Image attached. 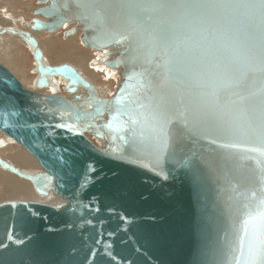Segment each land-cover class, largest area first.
<instances>
[{
  "label": "water",
  "instance_id": "water-1",
  "mask_svg": "<svg viewBox=\"0 0 264 264\" xmlns=\"http://www.w3.org/2000/svg\"><path fill=\"white\" fill-rule=\"evenodd\" d=\"M37 3L32 20L24 21L23 29L9 31L31 46L38 72L36 87L55 85L52 77L61 76L70 94L29 87L0 61V73L14 77L17 83L16 90L0 87L4 93L0 97V131L31 153L42 170L30 173L1 157L0 167L30 180L38 193L49 195L52 191L60 200L0 201V264H195L205 246L208 260L216 264L226 242L234 239L233 225H242L264 211V145L240 137L212 143L213 137L199 145L185 140L183 151H177L172 162L165 160L167 180L149 167L97 154L96 150L118 152L120 137L126 136L127 130L115 129L135 114L131 101L139 81L128 78L133 72L126 63L128 53L115 43L97 44L96 33L78 18L79 10L70 0L67 6L66 0ZM101 11L115 28L113 13ZM67 22L77 24L65 32L67 36L81 28L87 46L112 48L105 65L120 69L113 95L102 96L74 65L51 64L45 59L33 32H54ZM233 79L237 82L230 90L239 96L247 97L258 87L251 77ZM121 96L127 110L117 115L114 101ZM66 112L73 115H63ZM76 113L82 115V135L73 136L55 127L62 122L76 123ZM85 144L91 150L85 151ZM192 151L198 153L193 159L206 172L199 186L180 167ZM69 159L72 163H65ZM89 161L95 162L98 172L94 182L82 187Z\"/></svg>",
  "mask_w": 264,
  "mask_h": 264
},
{
  "label": "snow or ice",
  "instance_id": "snow-or-ice-1",
  "mask_svg": "<svg viewBox=\"0 0 264 264\" xmlns=\"http://www.w3.org/2000/svg\"><path fill=\"white\" fill-rule=\"evenodd\" d=\"M70 2L79 10L78 18L96 33L97 44L123 46L128 53L126 63L133 70L128 78L139 81L131 101L135 114L129 115L127 124L115 129L127 130V135L120 137L122 147L117 153L96 150L97 154L149 167L167 180L165 160L172 162L177 151H183L181 145L185 140L199 145L213 137L212 143L240 137L264 145V0ZM102 9L113 13L111 23L115 28L109 26V18ZM236 76L241 80L251 77L258 87L247 97L239 96L230 90L237 82L233 79ZM2 86L17 89L15 78L4 73H0ZM3 96L0 91V97ZM7 99L14 103L13 98ZM114 104L117 115L127 110L123 96ZM74 119L76 123L62 122L55 127L80 136L82 115L76 113ZM107 127L113 126L109 123ZM84 149L91 147L85 144ZM197 156L192 151L180 167L199 186L206 172L193 159ZM148 159L154 163L146 164ZM97 172L95 162L89 161L82 187L94 182ZM233 233L234 239L226 242L216 264H264V211L244 220L242 225L234 224ZM195 264H211L206 246Z\"/></svg>",
  "mask_w": 264,
  "mask_h": 264
},
{
  "label": "bare ground",
  "instance_id": "bare-ground-1",
  "mask_svg": "<svg viewBox=\"0 0 264 264\" xmlns=\"http://www.w3.org/2000/svg\"><path fill=\"white\" fill-rule=\"evenodd\" d=\"M0 3H1V5H0L1 9H4V10L0 9V54L3 56L2 58L4 60H6L7 63H5V64L10 65L11 62H15V60H16L15 56H17V54L21 53V52L19 53L17 51L18 47L16 48L15 44L25 43L31 54H32V51H31V46L26 42V40L24 38H22L21 36H19L17 34H12V32H10L9 29H15V30L23 29L24 28L23 22L32 20V18L34 17V13L32 11L31 16H26V14L22 10V8L15 6L14 2L11 0H0ZM37 5H38V3H37ZM23 6L24 7L25 6H31V4L29 2H26V3L24 2ZM18 8H19V10H18ZM12 15L22 16V17L18 18L19 19L18 22L20 24L19 26H21V27H19L17 25V23H16L17 19L15 17H13ZM76 25L77 24L74 22H67L61 29H58L54 32L35 31L33 33L37 37V39L39 40V43H40V46H42L41 47L42 49H43V47L49 48L50 45H48V44H54V41L51 38L52 36H58L59 32H62L64 30H66V32H67V30L71 29L72 27H74ZM4 28H6L9 32L3 33L2 30ZM39 32H44L47 34V38L49 37L45 44L40 39V36L37 35ZM81 34H82V29L77 28L76 33L73 34L72 36L68 37L66 35L67 38L65 39V41L69 47L68 49L71 48L73 50H81L82 51L81 53H77L78 58H79L78 64L76 65L72 61V63H73L72 65H74L79 70V72L81 74H83L89 81L93 82L97 86V88L99 89L102 96H105L102 94L103 89L100 87V85H98L96 82H94L95 79L90 78L88 76V73L85 74L82 70L83 69L86 70V66L88 64H90V61L93 59V54L88 52L90 49L91 50L93 49V51L96 50L98 52V56H97L98 58L96 60H93V63H94V65H98L99 67H90L89 68V70H90L89 74H92L94 77H97L98 75L106 76L105 74H108L110 76V78L113 77V75L115 74V71H114L115 68H111V67H108L105 65V61L107 60V57L110 56V55H108V53L110 52V50L112 48L109 47V48H105L102 50H98V49H95L93 47L87 46L82 41ZM16 41H17V43H14ZM62 51L60 50V52L56 56L57 59L68 61L70 57L68 58V56H65L66 52L65 51L62 52ZM47 53L44 52V56H45V59L49 63L59 64V63H54L55 60L54 61L51 60L48 57ZM32 56H33V54H32ZM17 58H20V57H17ZM21 58H23V57H21ZM33 59H34V57H33ZM63 62H61V63H63ZM68 63H70V62H68ZM9 65H8V67H9ZM31 67H32L31 70H32V72H34V74L32 76H28V79L30 81L28 83L30 84V86L32 88H37L36 87V79L38 76V72L36 70L35 59H34V63L32 64ZM10 68L16 73L15 69L13 67H11V65H10ZM103 69L105 70V72L103 71ZM86 71L89 72L88 70H86ZM119 71H120V69H119ZM25 72H26V70H25ZM25 78H20L23 81V83H26ZM52 80L55 82V85H50V86H47V87L41 88V89H44V90L52 92V93L61 92V93H65V94H70L69 92H67L65 90V86H66L67 81L63 77L54 76V77H52ZM118 83H119V80H118ZM37 89H40V88H37ZM47 89H49V90H47ZM81 91H84V90L81 89ZM114 92L115 91H110L111 95H113ZM93 140L96 141L97 143H99L100 145H102V141L100 139L96 138L95 136H93ZM14 145H17V146H14ZM0 157L3 158L4 160L8 161V162L11 161L10 163H12V161H13V162H16L17 164H19L21 166L27 167V169L26 168H20V167L16 166L14 163H12L16 167H18L20 169H24L30 173L31 172H40L42 170L37 159L31 153H29L21 144L16 142L12 137L7 136L2 131H0ZM0 168H3V167H0ZM3 169H5V168H3ZM30 169H34V170H30ZM5 170H8V169H5ZM0 172H4L3 174H0V186L2 188H4L6 190V192L9 191L10 193L14 192L16 194L22 193L23 195L26 194L29 196H34L39 201L53 202V201L60 200L59 197L57 195H55L52 191L50 192L49 195H43V194L38 193L30 180L25 179V178L20 177V176L15 177L14 172H11L9 170L8 171H0Z\"/></svg>",
  "mask_w": 264,
  "mask_h": 264
},
{
  "label": "rangeland",
  "instance_id": "rangeland-1",
  "mask_svg": "<svg viewBox=\"0 0 264 264\" xmlns=\"http://www.w3.org/2000/svg\"><path fill=\"white\" fill-rule=\"evenodd\" d=\"M11 1H13L14 2V4H15V6H18V7H20V8H22V10L24 11V13L26 14V16H31L32 15V11H33V9L34 8H36V6H38L37 5V0H11ZM26 3V2H29L30 4H31V6H23V3ZM0 5H1V3H0ZM32 7V8H31ZM0 9H1V6H0ZM1 10H4V9H1ZM18 10H19V8H18ZM26 10V11H25ZM30 14H28V13ZM28 14V15H27ZM13 17H15L17 20H16V23H17V25L19 26L20 24H19V22H18V18L19 17H22V16H15V15H12ZM75 23V22H74ZM19 27H21V26H19ZM75 27V26H74ZM77 27V26H76ZM65 32H66V30H64V31H62V32H59V35L58 36H52L51 38L53 39V41H54V44H48V45H50V47L48 48V47H43V51L45 52V53H47L48 51V53H47V55H48V57L51 59V60H55V62L54 63H61V62H70L71 64H78V61H79V58H78V54L77 53H81L82 51L81 50H73V49H68L69 47H68V45L66 44V41H65V39L67 38V36H66V34H65ZM76 33V32H75ZM75 33H72V34H70L69 36H72L73 34H75ZM38 36H40V39L43 41V43L45 44L46 43V41H47V39L49 38H47V34L46 33H44V32H39L38 34H37ZM68 36V37H69ZM56 41V42H55ZM65 41V42H64ZM14 43H17V41L16 42H14ZM16 46V48H17V51L20 53V54H17V56H15V59L17 60H15V62H11L10 63V65H11V67H13L14 69H15V71H16V73H17V75L20 77V78H25L26 80V85L28 84V86L29 87H31L30 86V84L28 83V82H30L29 81V79H28V76H32L33 74H34V72H32V70H31V66H32V64L34 63V59H33V56H32V54L30 53V51H29V49H28V47H27V45L25 44V43H17V44H15ZM43 45V44H42ZM66 48H65V47ZM42 47V46H41ZM61 47V48H60ZM65 48V49H64ZM60 50L62 51H65L66 52V55L65 56H68V58H69V60L67 61H65V60H58L57 59V55H58V53L60 52ZM69 50V51H68ZM62 51V52H63ZM96 50H94L93 51V49L91 50H89L88 52L89 53H92L93 54V59L90 61V64H88L87 66H86V70H88L89 72H87L86 70H82L85 74H87L88 73V76L90 77V78H92V79H95L94 80V82H96L98 85H100V87L103 89V91H102V94L103 95H105V96H109V95H111V93H110V91H115V89H116V87H117V83H118V81L115 79V74L113 75V77H111L110 78V76L108 75V74H105L106 76H103V75H98L97 77H94L92 74H89L90 73V70H89V68L90 67H99L98 65H94V63H93V60H96V58H97V56H98V52L96 51ZM17 52V53H18ZM74 54V55H73ZM95 54V55H94ZM21 55V56H20ZM76 55V56H75ZM3 56L0 54V61H2L3 63H7L6 62V60H4L3 58H2ZM17 57H20V58H17ZM21 57H23V58H21ZM19 60V61H18ZM72 61H73V63H72ZM32 62V63H31ZM9 65V64H8ZM9 65V66H10ZM25 70H26V72H25ZM28 70V71H27ZM30 70V71H29ZM103 71L105 72V70L103 69ZM117 71H119V70H117ZM116 73V72H115ZM41 89V88H40ZM42 90H44V89H42ZM93 138V137H92ZM14 146H17V145H14ZM16 150V149H15ZM21 152V151H20ZM11 162V161H10ZM12 163H14L16 166H18V167H20V168H26L27 169V167H24V166H21V165H19V164H17L16 162H13L12 161ZM30 170H34V169H30ZM0 171H8V170H5V169H3V168H0ZM4 172H0V174H3ZM15 177H19L18 175H16L15 174ZM8 199H28V200H37V198L36 197H34V196H29V195H26V194H22V193H10L9 191H7L6 192V190L4 189V188H2L1 186H0V201H3V200H8ZM39 201V200H38Z\"/></svg>",
  "mask_w": 264,
  "mask_h": 264
},
{
  "label": "built area",
  "instance_id": "built-area-1",
  "mask_svg": "<svg viewBox=\"0 0 264 264\" xmlns=\"http://www.w3.org/2000/svg\"><path fill=\"white\" fill-rule=\"evenodd\" d=\"M107 58H109V57H107ZM117 70H119L118 68H115V75L114 76H116L115 77V79L118 81L119 80V71H117ZM117 85H118V83H117ZM116 90V89H115ZM41 91H43V92H49V91H46V90H41ZM50 93H52V92H50Z\"/></svg>",
  "mask_w": 264,
  "mask_h": 264
},
{
  "label": "crops",
  "instance_id": "crops-1",
  "mask_svg": "<svg viewBox=\"0 0 264 264\" xmlns=\"http://www.w3.org/2000/svg\"><path fill=\"white\" fill-rule=\"evenodd\" d=\"M7 65V64H6ZM8 66V65H7ZM10 67V66H9ZM26 84V83H25Z\"/></svg>",
  "mask_w": 264,
  "mask_h": 264
},
{
  "label": "flooded vegetation",
  "instance_id": "flooded-vegetation-1",
  "mask_svg": "<svg viewBox=\"0 0 264 264\" xmlns=\"http://www.w3.org/2000/svg\"><path fill=\"white\" fill-rule=\"evenodd\" d=\"M97 58H98V57H97ZM97 58H96V59H97ZM47 90H49V89H47Z\"/></svg>",
  "mask_w": 264,
  "mask_h": 264
}]
</instances>
